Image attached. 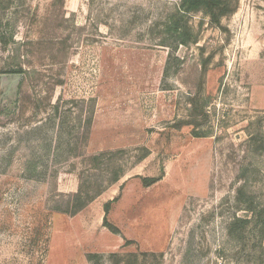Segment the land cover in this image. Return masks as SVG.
Segmentation results:
<instances>
[{
	"label": "rangeland",
	"instance_id": "1",
	"mask_svg": "<svg viewBox=\"0 0 264 264\" xmlns=\"http://www.w3.org/2000/svg\"><path fill=\"white\" fill-rule=\"evenodd\" d=\"M180 3H0V264H264L258 221L231 232L264 207V0L218 26ZM117 150L122 180L56 212Z\"/></svg>",
	"mask_w": 264,
	"mask_h": 264
},
{
	"label": "trees",
	"instance_id": "2",
	"mask_svg": "<svg viewBox=\"0 0 264 264\" xmlns=\"http://www.w3.org/2000/svg\"><path fill=\"white\" fill-rule=\"evenodd\" d=\"M2 1L4 2L6 0H2ZM2 1L0 0V3H2ZM237 5H238V0H181L179 11L183 15H190L192 13L203 12L210 19V23L212 25L218 26L221 24L223 18L235 12V10L237 9ZM170 23L172 25L173 20L170 21ZM174 31L183 32L182 28L178 26L174 28ZM13 38H14V33H11L7 38L5 33L0 31V42L2 45L8 46L11 42H13ZM10 72L22 73V69L13 70ZM55 109L57 110V107H55ZM202 114H204V112ZM92 120H93V116L89 117L88 122L86 123V128L88 133L86 132L85 134H83L84 141H87L89 139V132L93 122ZM145 151L146 153L138 157L136 163H139L147 158L149 154V150L145 149ZM124 154H127L126 150L104 151L88 157L89 165L85 173L83 172L80 175L81 183L79 185V189L75 193L64 196L61 205L57 207L56 212L71 218L76 217L81 212H83L90 204H92L96 199H98L103 193H105L109 186H112L120 182L122 178L125 176L126 170L124 168V165H122L121 163L122 159L120 158L119 161L118 160L116 161V158ZM105 170L108 171V174L110 175L107 181H103L102 177H101L102 181L99 178L93 180L90 178L91 176L84 177V174L88 172H94V171L104 172ZM141 179L143 180V183L147 187H150L156 184L157 182H159L160 180H162V177H146ZM121 189H123V185L121 186ZM118 199L119 197H116L104 205L105 216L103 221V226L105 228H108L110 231L117 234L119 233V230L117 229V227H115L109 222L108 213L110 212L112 203L117 202ZM245 212L247 214L246 216L247 218L235 219L231 227V232H235L236 229L234 227L237 225V223L239 222L251 223L252 218H254V220L258 221V224H260L261 227V231L262 233H264V207H262L259 210L253 205H250L245 209ZM251 215H252L251 219H248V217ZM114 255L116 258L117 255L113 254V256ZM96 258H99V255L90 254L88 256L90 262H93L94 259Z\"/></svg>",
	"mask_w": 264,
	"mask_h": 264
},
{
	"label": "crops",
	"instance_id": "3",
	"mask_svg": "<svg viewBox=\"0 0 264 264\" xmlns=\"http://www.w3.org/2000/svg\"><path fill=\"white\" fill-rule=\"evenodd\" d=\"M120 197H121V195L119 196V198H120ZM90 205H92V204H90ZM90 205H89V206H90ZM89 206H88V207H89ZM88 207H87V208H88Z\"/></svg>",
	"mask_w": 264,
	"mask_h": 264
}]
</instances>
